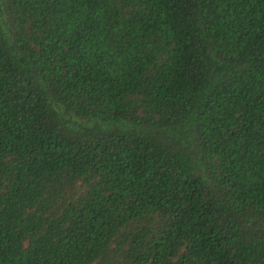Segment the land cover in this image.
Wrapping results in <instances>:
<instances>
[{
  "label": "trees",
  "instance_id": "16d2710c",
  "mask_svg": "<svg viewBox=\"0 0 264 264\" xmlns=\"http://www.w3.org/2000/svg\"><path fill=\"white\" fill-rule=\"evenodd\" d=\"M0 264H264V0H0Z\"/></svg>",
  "mask_w": 264,
  "mask_h": 264
}]
</instances>
